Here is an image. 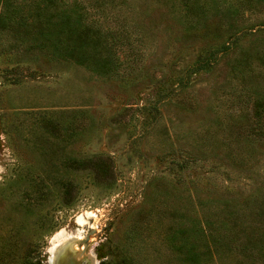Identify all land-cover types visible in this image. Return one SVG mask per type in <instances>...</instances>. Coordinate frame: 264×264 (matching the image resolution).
Returning <instances> with one entry per match:
<instances>
[{"label":"rangeland","instance_id":"obj_1","mask_svg":"<svg viewBox=\"0 0 264 264\" xmlns=\"http://www.w3.org/2000/svg\"><path fill=\"white\" fill-rule=\"evenodd\" d=\"M63 248L264 264V0H0V264Z\"/></svg>","mask_w":264,"mask_h":264},{"label":"trees","instance_id":"obj_2","mask_svg":"<svg viewBox=\"0 0 264 264\" xmlns=\"http://www.w3.org/2000/svg\"><path fill=\"white\" fill-rule=\"evenodd\" d=\"M58 18H59L60 24L62 26V30H64L65 28L71 29V31L73 33L71 35H74V38L80 37V36H77V35H79L80 29H81V27L78 25L79 24L78 21L75 20L77 27L75 25H72V23H71L72 21L70 20L69 16L66 15L65 12H63V11L61 13H59ZM76 28H77V30H72V29H76ZM37 264H39V263H37Z\"/></svg>","mask_w":264,"mask_h":264},{"label":"bare ground","instance_id":"obj_3","mask_svg":"<svg viewBox=\"0 0 264 264\" xmlns=\"http://www.w3.org/2000/svg\"><path fill=\"white\" fill-rule=\"evenodd\" d=\"M60 238V236H57L56 238ZM65 248H63V250L62 251H59V252H54L53 253V256L54 255H57L58 256V253H59V255H62V253L64 254L66 251L67 252H69V251H71V250H74L73 248H70V250L69 249H65ZM70 253V252H69ZM79 254H80V252H78L76 255H78L79 256ZM66 258V257H65ZM67 258H68V256H67ZM75 260L77 261L78 260V258L77 257H75ZM75 260H74V262H75ZM55 261H56V259H51V262H52V264H55ZM81 262V261H80ZM80 262H78V263H80ZM50 263V262H49ZM75 264V263H74Z\"/></svg>","mask_w":264,"mask_h":264},{"label":"water","instance_id":"obj_4","mask_svg":"<svg viewBox=\"0 0 264 264\" xmlns=\"http://www.w3.org/2000/svg\"><path fill=\"white\" fill-rule=\"evenodd\" d=\"M63 263H64V256H63V253H62V255H58L56 257L55 264H63Z\"/></svg>","mask_w":264,"mask_h":264}]
</instances>
